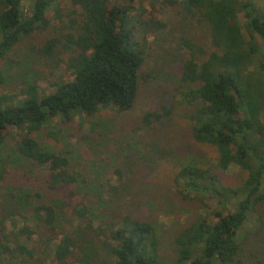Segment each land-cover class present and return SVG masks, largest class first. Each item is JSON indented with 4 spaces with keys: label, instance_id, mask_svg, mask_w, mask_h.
Segmentation results:
<instances>
[{
    "label": "trees",
    "instance_id": "trees-1",
    "mask_svg": "<svg viewBox=\"0 0 264 264\" xmlns=\"http://www.w3.org/2000/svg\"><path fill=\"white\" fill-rule=\"evenodd\" d=\"M66 1L67 5L60 6V0H30L25 10V0H0V181L10 159L5 153L10 128L31 132L57 116L68 122L103 107L128 110L134 103L143 51L133 43L130 5L120 8L107 0ZM168 2L178 4L183 15L207 33L213 48L198 63L195 55H203V49L182 39V48L189 52L180 80L197 84L183 93L188 103H196L195 113L189 117L192 138L215 148L220 171L234 164L244 172L235 187L218 189V177L207 169L184 166L177 171L175 178L182 188L207 195L224 211L215 212L214 223L197 219L174 237L175 264H264V11L250 0ZM239 14L243 25L238 21ZM49 15L60 29L46 26ZM43 27L54 35L37 52L45 58L67 56L72 79L52 83L55 91L42 96L35 81L25 83L20 90L23 99L13 102L12 95L4 93L8 54L22 39ZM256 38L261 41L260 46ZM250 66L254 72L249 71ZM151 116L147 114L145 120ZM12 154L37 165H48L46 186L50 191L77 182L67 169L66 157L27 136L17 140ZM22 196V204L27 203L30 193L25 191ZM36 197L41 196L33 195L31 200ZM66 206L62 199L44 198L34 207L30 215L37 227L45 230L47 238L45 242L40 237L39 242L29 244L18 242L16 235L11 238L2 225L1 217L9 218L16 214L15 210L4 211L3 215L1 212L0 264H45L43 258L63 262L70 256L79 257L74 250L84 245L90 250L94 242L89 239L93 238L86 237L79 225L65 221ZM72 211L78 218L88 213L85 207ZM247 223L251 227H246ZM87 228V233L100 239L114 259L113 264H160L159 237L151 222L124 215L117 223L95 227L88 223ZM18 231L26 237L34 235L25 226ZM50 236L57 237L58 242L47 251Z\"/></svg>",
    "mask_w": 264,
    "mask_h": 264
},
{
    "label": "rangeland",
    "instance_id": "rangeland-1",
    "mask_svg": "<svg viewBox=\"0 0 264 264\" xmlns=\"http://www.w3.org/2000/svg\"><path fill=\"white\" fill-rule=\"evenodd\" d=\"M25 1L24 8L28 10L30 0ZM60 1V6L68 4L66 0ZM107 1L120 8L130 5L128 15L133 43L143 51L134 103L128 110L103 107L92 115H78L68 122L57 116L31 132L26 128H10L5 146L10 159L5 163L4 179L0 181V216L7 210H15L16 214L4 220L1 217L2 225L6 227L5 232L11 234V238L16 235L20 243L39 242L40 237L45 242V230L37 227L30 214L44 198H59L67 204L65 221L79 225L86 237L93 238L89 240L94 245L90 250L86 245L78 249L85 257L74 250L79 257L70 256L63 262L43 258L45 264H113L114 259L100 239L87 233V224L95 227L107 222L117 223L124 215L151 222L159 237L160 264H175L174 237L197 219L214 223L215 212L224 211L207 195L193 194L182 188L175 178L177 171L184 166L207 169L218 177V189L235 187L244 176L234 164L220 171L215 148L196 143L191 134L189 117L195 113L196 103H188L183 93L196 88L197 84L180 80L181 68L189 52L182 48V39L203 49V55H195L198 63L213 48L207 33L186 18L178 4L168 2L181 0ZM250 1L264 11V0ZM52 17L46 25L48 28L57 24ZM238 21L243 25L242 14L238 15ZM44 28L22 39L8 54L4 64L8 72L4 93L11 94L13 102L23 99L20 90L25 83L35 81L42 96L55 91L52 83L61 84L72 79L67 56L45 58L37 52L45 40L54 35ZM242 35L248 41L243 28ZM255 41L261 45L259 39ZM249 71L254 72L252 66ZM254 77L263 80L261 75L254 74ZM147 114L152 115L149 120H145ZM153 114H159L160 119ZM23 136L66 157L67 169L77 179L76 184L55 191L47 189L48 165H37L12 154L17 140ZM25 191L30 197L22 204ZM37 194L41 197L31 200ZM81 207L88 213L78 218L72 214V209ZM226 207L231 205L226 204ZM245 225L251 227L249 223ZM23 226L33 230L34 235L26 237L19 233L18 229ZM50 238L47 251L58 242L57 237Z\"/></svg>",
    "mask_w": 264,
    "mask_h": 264
}]
</instances>
